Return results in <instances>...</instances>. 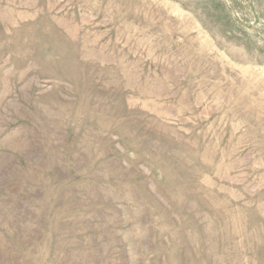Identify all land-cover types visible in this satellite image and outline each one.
<instances>
[{
    "label": "rangeland",
    "instance_id": "374dc122",
    "mask_svg": "<svg viewBox=\"0 0 264 264\" xmlns=\"http://www.w3.org/2000/svg\"><path fill=\"white\" fill-rule=\"evenodd\" d=\"M0 264H264V0H0Z\"/></svg>",
    "mask_w": 264,
    "mask_h": 264
}]
</instances>
